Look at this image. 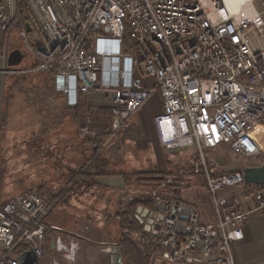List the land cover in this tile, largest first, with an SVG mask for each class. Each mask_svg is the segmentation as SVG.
<instances>
[{
	"label": "built area",
	"instance_id": "built-area-1",
	"mask_svg": "<svg viewBox=\"0 0 264 264\" xmlns=\"http://www.w3.org/2000/svg\"><path fill=\"white\" fill-rule=\"evenodd\" d=\"M25 1L34 23L29 32L24 21L20 36L36 64L9 66V50L0 57V115L7 74L51 71L56 89L70 104L78 103L80 92L110 93L109 145L160 93L159 142L170 152H197L216 220L201 222L197 208L155 188L151 205H138L133 215L155 242L150 258L169 264H236L234 247L242 228L256 209L264 208V184L246 187L255 208L219 197L224 188L246 186L244 172L219 171L207 153L229 144L246 157L264 154L258 136L259 131L264 136V9L258 10L254 0L241 3L239 12L223 0ZM17 2L2 0L0 32L16 22ZM126 32L136 44L128 54L121 47ZM145 77L154 84H145ZM89 122L87 117L80 137L89 133ZM48 211L35 192L18 194L0 207V264H20L23 250H14L18 239L44 255Z\"/></svg>",
	"mask_w": 264,
	"mask_h": 264
},
{
	"label": "crops",
	"instance_id": "crops-1",
	"mask_svg": "<svg viewBox=\"0 0 264 264\" xmlns=\"http://www.w3.org/2000/svg\"><path fill=\"white\" fill-rule=\"evenodd\" d=\"M121 47L123 51V43ZM124 53L128 54L131 52ZM25 75L29 74H24V76ZM50 76V83H54L52 88L48 85L50 83H46L45 85L38 84L34 87L25 88V92L34 102L38 101L45 105L46 109H49V107L53 108V106L56 105L60 109L58 111V116L53 118L50 114L51 110L48 111V119L46 122L41 123L44 124L43 126L41 125L42 128L39 126L40 129L34 132V130H32L33 128L28 127L25 130L26 132L23 138L15 137L16 140L25 138V142L18 141L20 142L18 145H24V147L27 148V155L29 153L28 148H38V146L42 145H45L42 152L49 150L53 151L52 156H56L58 159L57 168L59 170L57 177L61 178L68 174L72 175L68 181L69 188H67L68 184H65L62 191H60H66L65 193L67 196L73 194L77 189H90L99 186L107 191L103 194V197L107 196V193H112L110 195L113 196V199L112 203L100 201V203L94 205L95 210L92 209L89 211V214L87 213V222H80L79 220L71 221L70 219L66 224L56 222L47 223L46 218L51 210L48 211L45 218V222L48 226V234L44 247L46 259L44 264H169L159 259L152 261L149 252L155 246V242H152L143 230L133 232L130 236V231L122 228L123 223H121L122 219L118 216V212L120 208L127 205L131 199L134 200V197L130 192V187L127 185L129 182L125 181L127 178L124 174L127 172L117 173L109 169L110 165L115 164L118 159L117 156H115V159L110 157L111 151L108 148L111 143L105 145L109 136L108 133L109 131L111 132L112 123L110 93L96 90L91 95H88L84 92H80L78 95V103L70 104L67 96L56 89L55 75L52 73ZM102 81L103 74L100 72L99 82L101 83ZM144 83L149 85L154 84V80L150 77H145ZM89 99L96 101V107L89 106ZM4 108L3 112L7 110V108ZM14 109H11L13 111L11 115L18 119L19 115L14 114L17 113L16 108ZM162 111V97L160 93H155L145 103L140 112L132 118L129 127L120 135L119 139L113 140L114 145L112 144V149L115 150L114 148H116V153L118 154L126 152V154L131 156H133V154L146 152L160 155L163 147L159 142L155 117ZM87 117L90 118V131L85 138H82L80 137V131L83 126L86 125ZM16 126L18 127V125ZM40 130V134L34 135V133ZM2 132L4 133L3 128ZM97 139H103L99 148H97L95 143ZM14 143L12 147L17 146L16 141ZM221 148H223L225 152L227 149H231L229 144H223L212 150L216 151ZM193 151L195 150L193 149ZM68 153L71 159L66 157ZM95 154L99 156L96 160L94 158L95 156H93ZM223 155L224 153L218 156L214 155L213 159L209 160L211 165H215V161L218 160L219 163L217 162L218 165L216 164V166L219 171H232V167L237 165L233 166L232 160L226 159ZM131 159L130 156H126L125 161L129 163ZM69 164L71 168L68 166ZM60 165L62 166L60 167ZM3 166L6 168V164ZM82 167L88 168V175H83V177L79 179L77 172L82 169ZM244 167H246V165L239 166L241 169ZM6 174L7 172H1V177H5ZM15 176H18V174ZM192 178L193 177L185 178V180L192 183L195 180ZM73 180H77V182L71 184ZM196 184H198V182ZM246 187L249 186L235 187L230 191V194H227L224 198H233L243 209L255 208V200L249 196V190ZM3 188L8 189V192L3 191V193L4 195L8 193L6 195L9 196L6 199H4V195L0 196V204L6 203L14 196L24 192L37 193L36 191H32L33 189L17 192L18 190H11L8 186ZM151 188V191H153L156 187ZM204 190L207 195H210L206 185ZM43 193L57 194L48 192L44 189ZM199 195L203 196V193L201 192ZM91 196H94L95 200L97 194H92ZM64 200L65 199L59 200L58 204L62 203ZM198 200L199 197H197V201L192 199L194 202H198ZM194 204L199 208V203ZM47 205L49 207L48 202ZM86 206L89 207V205ZM198 210L200 212V209ZM212 210L214 211L213 202ZM53 227H57L58 229H53ZM127 237L130 238L136 246V249L132 250L130 254H128L129 251L125 252L126 246H123V243H127ZM234 255L236 264H264V208L256 209L247 223L243 226L242 236L234 247Z\"/></svg>",
	"mask_w": 264,
	"mask_h": 264
},
{
	"label": "rangeland",
	"instance_id": "rangeland-1",
	"mask_svg": "<svg viewBox=\"0 0 264 264\" xmlns=\"http://www.w3.org/2000/svg\"><path fill=\"white\" fill-rule=\"evenodd\" d=\"M1 3L2 0H0V4ZM254 5L258 10L264 9V1L262 0H254ZM26 16L32 17L30 8L26 3L23 8H20V5L17 2L16 22L13 23L10 30L0 32V57H2L4 53L7 54L8 50L11 52L15 49H20L25 54L22 63L16 68H24L32 66L36 63L34 57L27 52L25 43L20 36V30L23 22H26ZM24 74L25 73L7 74L3 79L2 86L4 89V96L2 112L0 115V185L2 186H0V196L4 195L3 191L8 192L7 188H3L5 186H8L11 190L16 189L18 190L17 192L27 189H33L36 191L37 189L40 190V188H43L48 192L57 193V195H59V200L65 199V202L63 201L60 204L56 203L53 207H50L51 209L49 210H51V212L46 218L47 223L56 222L66 224L70 219L71 221L79 220L80 222H87L86 217H88L87 215L90 210H95L94 205L100 203V201L112 203L113 196L110 195L112 193H107L108 195L103 197V194L107 191L102 189V187L95 186L90 189H77L73 194H69L68 196L66 194L62 195L64 192L60 191H62L65 184H68L67 188H69L68 181L72 175L68 174L67 176H62L61 178L57 177L59 170L57 168L58 159L56 156H52L53 151L49 150L42 152L45 147V145H42L38 146V148H28V156L26 154L27 148H25L24 145H18V143H20L18 141L25 142V138L16 140V136L17 138H23L26 132L25 130L28 127L33 128L32 130L36 132L40 129L39 126L44 125L41 123L47 121L48 111L51 110L50 114L53 118H56L58 116V111L60 110L56 105L53 106V108L49 107V109H46L45 105L38 101L34 102V100L25 92V88L34 87L38 84L45 85L46 83H50V74H52V72L38 71L35 72V74L27 73L29 75L25 76ZM53 84L54 83L51 82L48 85L52 88ZM89 100L88 102H90ZM3 108H7V110L3 112ZM14 108L17 110V113L14 114L19 115L18 119L17 117L11 115L13 114L11 109ZM16 125H18V127ZM2 128L4 129V133L2 132ZM40 132L41 130L34 133V135H38ZM258 136L261 137L264 147V136L262 135V132L259 131ZM15 141L17 146L12 147L14 146ZM112 144L113 141L108 148L111 151L110 157L115 159V156H117L118 159L115 164L110 165L109 169L117 173H129V177L131 178L130 180L125 181L129 182L127 185L130 187V192L133 195L134 200H149V202L152 203L153 191H151V187H160L162 189L159 191L174 197L180 196V198L187 202V204L200 209L201 222H214L216 220V214H214L215 212L212 210V198L210 195H207L204 190L206 181L200 167L201 162L196 151H193V149H183L184 151L179 150L170 152L162 148L160 155L146 152L133 154V156H131L126 154V152L119 154L116 153L117 149L114 148L115 150H113L112 146L114 144ZM69 153L66 157L71 159ZM223 153V157L232 160L233 166L237 165L232 167L233 170L241 169L239 166L241 167L243 165L259 166L264 164V154L250 158L244 155L236 154L231 149H227L225 152L223 148L216 151L209 150L207 153L208 160L213 159L214 155L218 156ZM126 156H130L132 158L129 163L125 161ZM217 162L218 160L215 161V164L218 165L219 162ZM5 164L6 168L3 166ZM61 166L62 165H60V167ZM68 166L71 168L70 164ZM147 171H164L167 175L165 176V179L159 182H153L152 180L143 178L137 179L136 174L139 175V173ZM1 172H7L6 176L1 177ZM17 174L18 176H15ZM190 177L195 179L192 183L185 180V178ZM197 182L198 184H196ZM235 187L238 186H231L220 190L218 192V196L222 198L226 197V195H229L230 191ZM177 191L180 193L179 196H176ZM201 192L203 193V196L199 195ZM6 194L4 195V199L9 196ZM92 194H97L95 200V195L91 196ZM57 195L53 194L52 196L58 197ZM42 196L48 201L51 198L49 194H43ZM197 197H199L198 202L192 201V199L197 201ZM134 200L131 199V201ZM194 203H199V208L197 205L195 206ZM86 205H89V207ZM40 259L41 263L44 264L46 260L45 255Z\"/></svg>",
	"mask_w": 264,
	"mask_h": 264
},
{
	"label": "trees",
	"instance_id": "trees-1",
	"mask_svg": "<svg viewBox=\"0 0 264 264\" xmlns=\"http://www.w3.org/2000/svg\"><path fill=\"white\" fill-rule=\"evenodd\" d=\"M25 3L26 1L25 0H18V4L20 5V8H23V6H25ZM25 20L27 22H33V17L31 16H26L25 17ZM122 43H123V51L124 52H135L136 51V44L135 42L132 40V38L130 37L129 33L126 32L124 37H123V40H122ZM87 48H91L92 47V42H89L87 45H86ZM36 63H34L33 65H35ZM32 65V66H33ZM13 68H15V66H13ZM111 132L109 131L108 135L110 136ZM108 136V137H109ZM102 140H98L95 142L96 143V146L97 148L100 147L101 143H102ZM95 146V147H96ZM95 156V160L97 157H99L97 154L93 155ZM94 160V161H95ZM88 168H84L82 167V169H80L78 172H77V175H78V178L80 179L81 177H83V175L87 176L88 175ZM137 175V179H140V178H143V179H148V180H152L153 182H159V181H162L163 179H165V176L167 175L164 171H158V172H155V171H147V172H141ZM124 176H126L127 180H130L131 177H129V173H125ZM74 182H77V180H73L71 182V184H74ZM70 184V185H71ZM39 190V189H37ZM36 192L42 196L44 193H43V188H40L39 191ZM32 191H35V190H32ZM66 192V191H65ZM63 193L62 195L66 194V193ZM51 196V198L49 199V201L47 200V202L49 203V209H51L50 207H53L56 203H58L59 201V195H57L58 197H55V196H52L53 194H49ZM180 193L179 191H177L176 193V196H179ZM43 197V196H42ZM5 203L3 204H0V207H2ZM140 204H144V205H150L151 203L148 201H145V200H142V199H137V200H134V201H130L127 205L123 206L122 208H120L119 212H118V216L122 219L121 223H123L122 225V228L123 229H128L130 231V236L133 234V232H139V231H142V227L134 220L133 218V215H134V212H135V209L138 205ZM50 211V210H49ZM126 242L127 243H123L124 245L123 246H126L125 248V252H128V254H130V252H132V250L136 249V246L135 244L132 242V240L130 238H126ZM15 249L14 250H27L30 248V244L27 243V242H24L20 239H18L15 243Z\"/></svg>",
	"mask_w": 264,
	"mask_h": 264
},
{
	"label": "water",
	"instance_id": "water-1",
	"mask_svg": "<svg viewBox=\"0 0 264 264\" xmlns=\"http://www.w3.org/2000/svg\"><path fill=\"white\" fill-rule=\"evenodd\" d=\"M27 29L31 32L32 27L30 23H27ZM25 54L20 49L12 50L9 54L8 64L9 66H19ZM245 185H263L264 184V164L259 166H246L243 168ZM20 264H41L40 258L35 252L33 247L23 251L20 256Z\"/></svg>",
	"mask_w": 264,
	"mask_h": 264
},
{
	"label": "bare ground",
	"instance_id": "bare-ground-1",
	"mask_svg": "<svg viewBox=\"0 0 264 264\" xmlns=\"http://www.w3.org/2000/svg\"><path fill=\"white\" fill-rule=\"evenodd\" d=\"M247 0H223L224 3H226V6L231 10L235 12L240 11V5L241 3L246 2ZM30 23V22H29ZM34 23V22H31ZM25 68V67H24ZM19 69V68H18ZM27 74V73H25ZM31 247V246H30Z\"/></svg>",
	"mask_w": 264,
	"mask_h": 264
}]
</instances>
